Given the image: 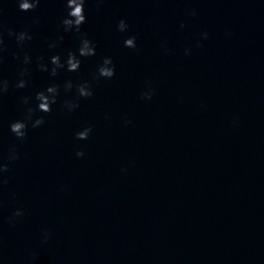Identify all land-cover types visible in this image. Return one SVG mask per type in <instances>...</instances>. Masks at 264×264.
<instances>
[{
  "label": "clouds",
  "instance_id": "9594fccd",
  "mask_svg": "<svg viewBox=\"0 0 264 264\" xmlns=\"http://www.w3.org/2000/svg\"><path fill=\"white\" fill-rule=\"evenodd\" d=\"M86 0H65V7L67 8V15L60 21L58 27L63 29L64 33L74 32L78 34L79 47L75 52L69 50L67 51L66 58L61 59L59 54L52 55L48 62L45 63V58L43 56L38 57L37 68L42 72H48L50 76L56 77L60 70H66L68 72H78L81 67V58L93 57L96 55V45L87 38L86 34L81 33V26L86 23L85 15V5ZM41 0H17L18 9L21 12H31L35 11L40 6ZM195 16V11L190 13ZM3 15V9L0 8V16ZM39 23V17H33V24ZM181 27H184L181 24ZM117 29L120 32H126L128 30V24L124 19L118 21ZM9 38H14L18 47L21 49L24 47L25 42L31 41L33 36L31 32L27 29L21 31H14L9 29L7 32ZM202 39L208 38V33L205 31L201 34ZM64 40L62 34L58 35L56 40L49 42L48 47L54 49L58 47L59 42ZM124 46L126 48L135 49L136 38L135 36H130L124 40ZM202 46L198 41L196 47ZM162 48L168 51L167 44L162 43ZM7 51L4 41L3 31L0 30V63L3 62V53ZM191 54V48L185 49V55ZM16 58H19L16 54ZM31 56L25 52L23 56L22 63L28 65L31 63ZM115 75V65L111 57H104L101 64L96 69L95 79L100 78L111 79ZM20 79L16 82L15 87L17 89H23L28 85V77L31 76V72L27 67H22L19 71ZM75 87L76 98L75 99H65L62 103V108L66 112H74L79 108V99L90 98L93 95V90L91 84L88 81H83L74 84L73 81L68 80L64 82L63 89L65 92L71 91ZM9 89V81L0 77V96L5 94ZM61 86L59 84L53 83L47 86L44 90L38 91L35 94L36 106L33 107L31 101L33 97L24 96L21 99L22 106L24 107L23 119L16 120L9 125V130L14 136L23 141L28 134V122L31 121L32 128H38L44 125L45 119L43 116H36L37 112L50 113L52 111V106L58 103V98L60 96ZM155 93V89L151 86V82H147V87L144 92H142L141 97L143 99L151 100ZM35 117V118H34ZM125 124L130 123V121L125 120ZM92 127L86 126L76 133L77 140H87L92 133ZM77 158H83L85 153L81 150L75 153ZM19 153L15 148L11 149L8 153L7 161L0 160V191L8 184V177L5 175L9 171L10 164L18 160ZM126 171V169H122ZM63 191L64 189L61 188ZM15 198V194H13ZM25 215L23 209H15L11 215L7 217V222L10 225H15L20 222L21 218ZM51 232L48 229L43 230L42 237L43 242L47 243L50 239ZM35 258V253H29L28 259L32 260Z\"/></svg>",
  "mask_w": 264,
  "mask_h": 264
}]
</instances>
